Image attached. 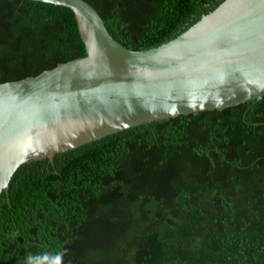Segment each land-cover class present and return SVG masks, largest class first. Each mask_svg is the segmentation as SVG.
<instances>
[{
	"label": "trees",
	"instance_id": "16d2710c",
	"mask_svg": "<svg viewBox=\"0 0 264 264\" xmlns=\"http://www.w3.org/2000/svg\"><path fill=\"white\" fill-rule=\"evenodd\" d=\"M86 1L119 42L143 50L224 0ZM85 55L70 8L0 0V83ZM252 103L22 164L0 194V264H264V97Z\"/></svg>",
	"mask_w": 264,
	"mask_h": 264
},
{
	"label": "water",
	"instance_id": "95a60500",
	"mask_svg": "<svg viewBox=\"0 0 264 264\" xmlns=\"http://www.w3.org/2000/svg\"><path fill=\"white\" fill-rule=\"evenodd\" d=\"M35 1L74 12L86 55L0 83V194L24 163H53L130 127L264 97V0H224L143 50L119 42L86 0Z\"/></svg>",
	"mask_w": 264,
	"mask_h": 264
}]
</instances>
